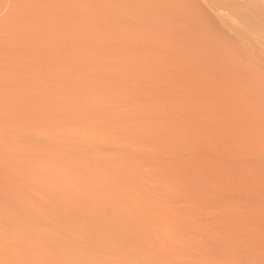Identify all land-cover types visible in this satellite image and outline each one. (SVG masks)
<instances>
[{
    "label": "bare ground",
    "instance_id": "bare-ground-1",
    "mask_svg": "<svg viewBox=\"0 0 264 264\" xmlns=\"http://www.w3.org/2000/svg\"><path fill=\"white\" fill-rule=\"evenodd\" d=\"M0 264H264V0H0Z\"/></svg>",
    "mask_w": 264,
    "mask_h": 264
}]
</instances>
